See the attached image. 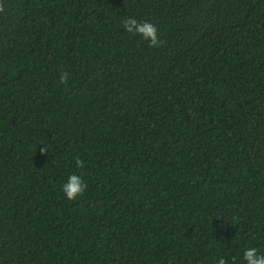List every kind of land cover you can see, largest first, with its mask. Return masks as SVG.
Wrapping results in <instances>:
<instances>
[{
	"label": "trees",
	"instance_id": "obj_1",
	"mask_svg": "<svg viewBox=\"0 0 264 264\" xmlns=\"http://www.w3.org/2000/svg\"><path fill=\"white\" fill-rule=\"evenodd\" d=\"M0 5V264L264 254V0Z\"/></svg>",
	"mask_w": 264,
	"mask_h": 264
},
{
	"label": "clouds",
	"instance_id": "obj_2",
	"mask_svg": "<svg viewBox=\"0 0 264 264\" xmlns=\"http://www.w3.org/2000/svg\"><path fill=\"white\" fill-rule=\"evenodd\" d=\"M3 10V6L0 5V12ZM123 24L127 32L140 34L145 40H149L150 46L156 47L163 43L158 38V29L150 22H138L135 18L129 17L123 21ZM60 79L61 83L66 82L68 79L67 74L61 76ZM83 163L82 160L76 159L77 167H83ZM86 188L87 185L82 178L77 174H72L68 177L67 182L63 184L61 190L69 200H75L83 194ZM243 258L246 264H264V254H258V249L255 247L247 248ZM218 264H227V262L225 259L220 258Z\"/></svg>",
	"mask_w": 264,
	"mask_h": 264
}]
</instances>
